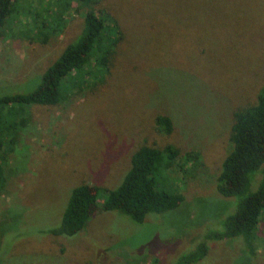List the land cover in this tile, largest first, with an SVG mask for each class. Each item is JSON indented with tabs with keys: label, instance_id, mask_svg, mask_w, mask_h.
Listing matches in <instances>:
<instances>
[{
	"label": "rangeland",
	"instance_id": "374dc122",
	"mask_svg": "<svg viewBox=\"0 0 264 264\" xmlns=\"http://www.w3.org/2000/svg\"><path fill=\"white\" fill-rule=\"evenodd\" d=\"M50 1L14 4L0 34V96L36 89L81 35L87 9L81 1L74 0L55 32L46 26ZM95 6L123 32L109 71L95 68L88 81L66 83L59 104L17 105L24 126L3 138L0 264H178L203 242L208 252L193 264H264V210L250 242L244 235L214 237L239 204L218 189L234 114L264 92V0H98ZM158 114L172 118L171 133L157 124ZM145 144L180 149L172 168L157 174L158 188L184 195L177 208L143 222L100 209L75 235L49 232L61 224L75 186L117 188ZM189 151L199 158L187 160ZM260 182L254 178L250 192Z\"/></svg>",
	"mask_w": 264,
	"mask_h": 264
},
{
	"label": "trees",
	"instance_id": "16d2710c",
	"mask_svg": "<svg viewBox=\"0 0 264 264\" xmlns=\"http://www.w3.org/2000/svg\"><path fill=\"white\" fill-rule=\"evenodd\" d=\"M18 0H0V34L8 16ZM84 7V23L79 38L70 43L44 72L36 89L28 93H11L0 96V149L5 133L15 137L18 125L24 126V117L18 118L24 109L21 104L56 105L64 100L63 86L71 83L76 87L91 70L109 71L123 37L119 22L105 9H98V0H77ZM85 4H84V3ZM49 14L52 20L46 24L52 31H60L74 5V0H51ZM18 105V106H17ZM231 130L232 148L226 155L218 176V189L227 197H238V210L226 219V230L215 238L244 235L250 242L264 210V92L257 103L235 112ZM157 124L171 133L174 123L170 116L158 114ZM181 151L172 144L160 148L142 145L132 155L131 168L123 182L115 189L89 183L74 187L61 224L49 230L53 235H75L87 224L96 210H117L143 222L150 213H161L177 208L184 195L178 191L158 188L157 174L170 170L179 159ZM1 157V156H0ZM187 160L199 158V153L189 151ZM262 170L255 177V173ZM260 175V180L257 176ZM261 181L256 191L250 192L252 180ZM6 176L0 158V186ZM104 199L100 202V194ZM209 234L207 235V238ZM208 247L201 243L197 250L184 255L178 264H193L203 258Z\"/></svg>",
	"mask_w": 264,
	"mask_h": 264
}]
</instances>
